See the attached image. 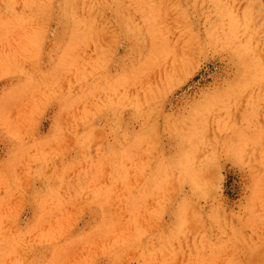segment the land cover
<instances>
[{
  "label": "rangeland",
  "instance_id": "obj_1",
  "mask_svg": "<svg viewBox=\"0 0 264 264\" xmlns=\"http://www.w3.org/2000/svg\"><path fill=\"white\" fill-rule=\"evenodd\" d=\"M0 264H264V0H0Z\"/></svg>",
  "mask_w": 264,
  "mask_h": 264
}]
</instances>
